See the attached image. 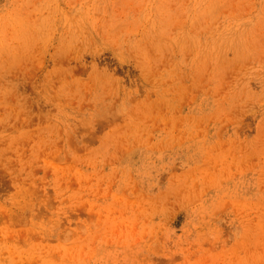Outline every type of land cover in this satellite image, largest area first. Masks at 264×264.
Segmentation results:
<instances>
[{
    "label": "clouds",
    "instance_id": "clouds-1",
    "mask_svg": "<svg viewBox=\"0 0 264 264\" xmlns=\"http://www.w3.org/2000/svg\"><path fill=\"white\" fill-rule=\"evenodd\" d=\"M105 50L137 88L43 72ZM40 72L42 121L24 91ZM3 185L0 264H264V0L0 4Z\"/></svg>",
    "mask_w": 264,
    "mask_h": 264
},
{
    "label": "rangeland",
    "instance_id": "rangeland-1",
    "mask_svg": "<svg viewBox=\"0 0 264 264\" xmlns=\"http://www.w3.org/2000/svg\"><path fill=\"white\" fill-rule=\"evenodd\" d=\"M6 0H0V4H4ZM93 65H95V70L98 72H106L113 77L119 79L125 87L128 88H137L140 84L141 77L138 69L131 63H125L121 61L112 51L105 50L100 53L94 54H85L81 59L76 60L71 57H61L55 59H47L45 62V69L43 72H47L49 70H53L57 72L58 75H67L71 74L72 76H78L80 78H86L89 70L92 69ZM43 72L36 73L34 76L30 78L29 85L24 89L26 93L29 94L28 103L30 104L33 112L36 113V116L40 118L42 121L45 117V114L51 111H55L52 108L51 104H48L44 101L41 94L39 93V89L42 81L44 80ZM36 122V117L33 118L32 123ZM247 123H254L251 117L248 118ZM105 126L104 120H97V132L91 133L88 136L83 138L82 143L86 144L88 147L95 146L98 143V134L103 130ZM6 131L12 132L13 129L7 128ZM86 131L84 128H77L75 134L70 139V144L76 151H84L83 148L80 147V143L78 138L82 132ZM251 134V133H250ZM135 159V157H134ZM68 162H71V158L68 157ZM107 170V169H106ZM179 171V169H177ZM36 174H43L42 169H36ZM50 176V173L48 174ZM161 183H164V179H162ZM72 187L75 188L76 184L73 182ZM6 185L0 186V194H6ZM49 195L52 194V190L48 189ZM2 198V196H0ZM41 213H44V210L41 209ZM187 218L186 212H180L179 218L175 220L174 226L177 228V232L181 230V225L184 220ZM3 219H7L4 217ZM13 219L17 223H22L21 217L17 214ZM219 223V221H217ZM221 227H225L221 224ZM179 259V257H177ZM160 264H166V262L161 261Z\"/></svg>",
    "mask_w": 264,
    "mask_h": 264
}]
</instances>
